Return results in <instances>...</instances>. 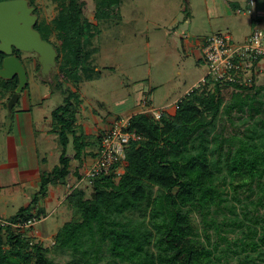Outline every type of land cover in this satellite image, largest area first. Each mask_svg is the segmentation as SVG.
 <instances>
[{
    "label": "trees",
    "instance_id": "16d2710c",
    "mask_svg": "<svg viewBox=\"0 0 264 264\" xmlns=\"http://www.w3.org/2000/svg\"><path fill=\"white\" fill-rule=\"evenodd\" d=\"M56 1L58 15L51 25L40 21L39 30L56 47L65 80L78 82L81 72L93 80L97 69L87 46L96 25L84 16L83 1ZM94 1L96 19L118 14L120 0ZM3 58L0 52V67ZM0 79L8 101L19 80ZM74 96L69 92L52 113L62 146L59 164L51 172L40 168V189L11 221L46 214L34 209L49 185L67 183L70 134L81 165L91 144L97 157L103 132L87 139ZM125 131L141 139L126 145L124 163L91 177L89 196L78 186L66 196L75 216L59 228L51 247L33 230L0 226V264H264V84L207 79L181 98L173 114L165 110L157 119L137 112Z\"/></svg>",
    "mask_w": 264,
    "mask_h": 264
},
{
    "label": "rangeland",
    "instance_id": "374dc122",
    "mask_svg": "<svg viewBox=\"0 0 264 264\" xmlns=\"http://www.w3.org/2000/svg\"><path fill=\"white\" fill-rule=\"evenodd\" d=\"M32 1L39 20L51 25L58 15V2ZM81 1L84 16L96 25L97 34L87 46L92 51L91 65L97 69L92 73L94 79L81 72L78 82L65 80L59 64L47 78H42L36 54L19 51L28 71V84L12 112L8 109L9 93L0 90V212L6 218L31 204L41 181L38 187L29 179L20 182L21 173L28 169L25 154L28 145L22 142L21 146L11 147L10 139L21 133L29 146L35 145L41 170L51 172L59 164L62 152L52 113L69 92L76 95L74 103L79 95L77 122L90 141L96 140L110 125L126 122L146 109L144 101L147 108H164L173 114L175 103L207 74L201 42L213 34L227 32L237 41L244 40L251 29L250 17L236 13L238 3L247 8L250 0H120L118 14L103 20L95 17L94 0ZM257 2L256 9L259 6L264 9V0ZM51 39L57 44L54 35ZM257 84H264V75L259 76ZM1 86L4 84L0 79ZM27 112L32 116L31 124L26 121ZM69 137L72 177L69 173L66 184L49 185L52 197L40 196L35 207L42 205L50 213L31 234H36L35 239L46 247L54 244V235L62 224L75 216L65 201L70 193L69 177L70 184L85 188L88 196L93 190L91 179L86 177L79 182L75 171L79 169L86 174L94 161L91 151H95V145L86 149L81 165L80 160L73 158V137L71 134ZM13 161L18 165L13 166ZM123 171L122 165L118 172ZM12 186L17 187V195L12 193Z\"/></svg>",
    "mask_w": 264,
    "mask_h": 264
},
{
    "label": "built area",
    "instance_id": "2783aa9c",
    "mask_svg": "<svg viewBox=\"0 0 264 264\" xmlns=\"http://www.w3.org/2000/svg\"><path fill=\"white\" fill-rule=\"evenodd\" d=\"M257 5V0H250L247 8H236L237 14L249 16L252 22L253 30L244 40L237 41L231 33L227 32L213 34L201 42L202 52L208 64V71L193 88L200 87L207 79L222 84L234 83L247 87L257 84L259 76L264 73V15L258 13ZM192 89L188 92L192 91ZM179 101L175 103V108H177ZM147 105V101H144L143 106L146 109L143 111L151 112L157 119L166 110L164 108H147ZM128 120L116 125L112 124L103 132L98 155L86 174L79 179V182L86 177L91 179V177L98 176L101 173H110L116 163L125 162L126 145L131 141L141 139L140 135L125 131ZM70 176L72 177V173H70ZM70 181L69 177L67 185L68 190L71 192L77 186L70 184ZM48 216L40 214L27 220L14 222L0 215V226H11L15 230L27 229L32 231Z\"/></svg>",
    "mask_w": 264,
    "mask_h": 264
},
{
    "label": "water",
    "instance_id": "95a60500",
    "mask_svg": "<svg viewBox=\"0 0 264 264\" xmlns=\"http://www.w3.org/2000/svg\"><path fill=\"white\" fill-rule=\"evenodd\" d=\"M29 0L0 1V52L5 54L0 67V77L6 80L18 77L19 83L8 102L13 110L20 93L28 84V71L22 60L13 54L19 51L36 53L41 65V77L47 78L56 69L58 51L53 43L42 38L34 28L38 15Z\"/></svg>",
    "mask_w": 264,
    "mask_h": 264
},
{
    "label": "crops",
    "instance_id": "0c3cea01",
    "mask_svg": "<svg viewBox=\"0 0 264 264\" xmlns=\"http://www.w3.org/2000/svg\"><path fill=\"white\" fill-rule=\"evenodd\" d=\"M238 7H242L241 6V4H237V8ZM263 7H258L257 8V11H258V13H260V14H262V15H264V9H262ZM250 22H251V20H250ZM250 31H249V34H250V32L253 30V27H252V22H251V26H250ZM249 34H247L246 35V37L247 36H249ZM245 37V38H246ZM262 75H264V73L262 74ZM21 116V115H20ZM22 119V118H21ZM21 119H19V120H21ZM32 116H31V114L30 113H26V121L28 122V123H30L31 124V122H32ZM111 126V125H110ZM25 141V142H24ZM10 142H11V147L12 146H21L22 145V142L23 143H25V145H28V146H26V152H25V154H26V160H27V163H26V165H27V167H28V169H27V171L26 172H24V174L23 173H21V181L20 182H23V181H26L27 179H29V180H31V182H35V186L36 187H38L39 185H38V183H39V180H40V160H39V157H38V155H37V152H36V148H35V145L34 144H32V146H29L30 144L29 143H27L26 142V140H24L23 138H22V134L21 133H19L18 135H16L15 137H11V139H10ZM30 143H33V142H30ZM11 151H12V149H11ZM12 164H14L13 166H17L18 164L17 163H15V161H13L12 162ZM23 174V175H22ZM10 184H13V182H9ZM32 183V184H33ZM2 184V183H1ZM3 185V184H2ZM11 187V186H10ZM51 187V186H50ZM12 193L13 194H16L17 195V192L18 191H16L17 190V187L16 186H12ZM50 190H49V188H48V197L49 198H51L52 196H51V194H50V192H49ZM12 195V194H11ZM10 195V196H11ZM46 196V197H47ZM45 197V198H46ZM36 206H38V204L36 205ZM39 208H43V206L41 205V206H39V207H37L36 209H34V211H37ZM45 209V215H50V213H48L47 212V209L46 208H44ZM0 215L1 216H4L5 217V215L2 213V212H0ZM11 217V216H10ZM65 223V222H64ZM63 223V224H64ZM62 224V225H63ZM43 233V231L42 230H39V233ZM35 233H37V230H35ZM57 233V232H56ZM56 233H55V235H56ZM54 235V236H55ZM34 236H36V234H34Z\"/></svg>",
    "mask_w": 264,
    "mask_h": 264
},
{
    "label": "flooded vegetation",
    "instance_id": "af4514ba",
    "mask_svg": "<svg viewBox=\"0 0 264 264\" xmlns=\"http://www.w3.org/2000/svg\"><path fill=\"white\" fill-rule=\"evenodd\" d=\"M29 2H30V0H29ZM30 5H31V6H34L31 2H30ZM34 13L37 14V13H36V7H35V10H34ZM37 15H38V14H37ZM39 22H40V20H39V16H38V20H37V23H36V25L34 26V28L37 29V30L41 33V31L39 30V25H38ZM41 35H42V33H41ZM42 38L44 39L43 35H42ZM48 41H49V40H48ZM50 42H51V41H50ZM15 50H17V49L14 48V50H13V51H14L13 54H14V55H17V54H15ZM18 51H19V50H18ZM26 53H29V52H26ZM34 54H36V53H34ZM17 56H18V55H17ZM4 57H5V54H4ZM36 57H38L37 54H36ZM37 63L39 64V62H38V58H37ZM54 71H55V70H54ZM54 71H53V72H54ZM53 72H51V73H53ZM40 76H41V65H40ZM15 78H18V77H15Z\"/></svg>",
    "mask_w": 264,
    "mask_h": 264
}]
</instances>
